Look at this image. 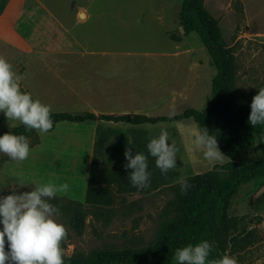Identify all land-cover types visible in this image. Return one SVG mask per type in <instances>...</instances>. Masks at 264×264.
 <instances>
[{
    "label": "rangeland",
    "instance_id": "rangeland-1",
    "mask_svg": "<svg viewBox=\"0 0 264 264\" xmlns=\"http://www.w3.org/2000/svg\"><path fill=\"white\" fill-rule=\"evenodd\" d=\"M46 1L60 11L72 5L138 6L146 8L147 11H151L155 6L162 7L165 10V20L162 24L151 20L152 13H146L150 21L130 22L117 28L111 22L91 19L85 28L79 27L75 30L83 38L92 40V48L120 49L137 54L133 58L138 70L148 69L154 64H163L157 61L159 57H147L144 56L145 53L189 49L185 55L168 61L169 66H166V79L170 82L181 80L185 89L181 90L184 98L178 104L168 102L171 93L169 95L166 92L167 87L160 86L145 89L138 87L130 97V100L135 102L130 104L120 100L118 104L112 101L87 104L80 98L75 99L76 94L64 84L66 75H69L66 64L54 61L53 58L39 62L34 56H29L24 62L14 52L0 47V56L13 65L14 71L21 78V87L49 104L52 111L175 115L188 107L203 109L207 105L216 67L208 50L201 43L200 36L192 32L185 36L183 42L173 43L172 38L166 34L168 24L175 29L174 6L180 8L183 0ZM244 1L206 0L205 3L210 13L221 19L220 26L227 44H236V73L230 89L233 98L240 95L252 97L258 91L257 88L264 86V0ZM177 30L181 28L175 31ZM180 32L184 33L182 30ZM113 56L115 55L106 58L111 59ZM100 62V65H105ZM120 67L128 70L131 64L127 66L123 63ZM127 91L121 96H125ZM107 96L110 97L111 94ZM114 96L121 97L120 93ZM19 124V121H8L3 113H0V131ZM161 129L168 131L170 141L177 148V167L169 170L166 175L161 174L155 166V158L149 156L150 187L138 189L130 183L128 174L131 169L125 168V150L134 146V151L147 155L148 140ZM198 131L197 123L191 118L182 122L157 124L116 123L105 120L61 121L54 129L45 133L37 131L38 143L28 138L31 151L27 160L13 161L6 154L0 153V188H3L0 189V195H7L12 190H30L34 187L33 182L37 180L67 182L68 191L57 194L50 201L59 208L57 219L67 230V237L61 244L64 257L88 256L109 248L147 245L161 234V212L167 201L173 197L169 187L190 175L203 173L212 169L215 164L230 160L229 155L221 150L225 155L222 161L209 162L204 159L195 143ZM261 156L260 144L255 138L249 149L238 154L236 162L245 165ZM213 202V199L206 202L204 231L199 239H207L213 244L209 259L223 255L216 239V230L221 222V208L219 203L213 205ZM94 206L111 207L114 212L109 216L97 217L88 211L96 212L98 209H92ZM83 211L89 213L84 232L78 234L71 226V219L75 213ZM227 212L233 218L229 230L223 234L225 242L228 243L227 254L235 257L237 264H264V176L242 184L232 197ZM250 233L254 240L245 249H240L236 242L231 240L233 236L242 237ZM5 244L7 246V241ZM147 264L159 263L154 258Z\"/></svg>",
    "mask_w": 264,
    "mask_h": 264
},
{
    "label": "trees",
    "instance_id": "trees-1",
    "mask_svg": "<svg viewBox=\"0 0 264 264\" xmlns=\"http://www.w3.org/2000/svg\"><path fill=\"white\" fill-rule=\"evenodd\" d=\"M178 18L185 32L168 31L169 36L173 40H181L184 35L198 33L201 43L208 50L216 67V74L211 82V94L203 109L188 107L175 115L158 116L143 113L98 115L90 111L85 113L52 111L53 127L50 130L61 121L105 120L141 124L192 118L199 130L207 128L216 136L219 149L226 152L230 160L215 164L212 169L203 173L188 176L185 180L189 187L183 194L180 183L169 187L173 197L167 201L161 212V234L151 243L121 249L98 250L88 256L64 257L65 264H147L154 258L159 264H174L175 249L189 243L195 244L201 238L204 231L205 205L209 199L214 200L213 205L219 203L221 208V222L216 230V239L221 252L225 254L228 243L225 242L223 234L229 230L233 219L227 212L230 201L242 184L258 176H264V125L252 127L248 123L253 96L240 95L233 98L230 91L236 73V44L232 46L227 44L220 20L206 8L205 0H183ZM8 131L24 134L32 138L34 143L39 141L37 130L26 131L22 124L0 131V135ZM255 138L260 144L261 158L239 165L236 162L238 154L249 149ZM92 209H98L96 212L88 210L97 217L109 216L114 212L111 207L94 206ZM88 211L77 212L71 219V226L78 234L84 232ZM231 240L233 243L236 242L240 249H245L254 239L250 233L242 237L233 236ZM5 249L7 250L6 244Z\"/></svg>",
    "mask_w": 264,
    "mask_h": 264
},
{
    "label": "clouds",
    "instance_id": "clouds-1",
    "mask_svg": "<svg viewBox=\"0 0 264 264\" xmlns=\"http://www.w3.org/2000/svg\"><path fill=\"white\" fill-rule=\"evenodd\" d=\"M20 79L13 65L0 56V113L8 121H19L26 131H49L53 127L51 106L24 90ZM257 89L248 116L252 127L264 125V86ZM195 143L207 161L223 160L225 155L218 147L217 138L207 128L197 132ZM146 148L147 155L134 151V146L128 147L124 153L125 168L131 169L128 174L130 183L141 190L150 187L149 156L155 158V166L161 174L166 175L177 167V148L166 129L153 135ZM30 151L29 139L24 134L8 131L0 135V153L11 160L25 161ZM33 183L30 190H12L7 195H0V264H65L61 244L67 237V230L57 219L59 208L50 201L57 194L66 193L69 185L52 179ZM188 187L187 180L180 182L182 194ZM212 250L213 244L207 239L178 247L174 252V264H237L235 257L227 253L209 259Z\"/></svg>",
    "mask_w": 264,
    "mask_h": 264
},
{
    "label": "crops",
    "instance_id": "crops-1",
    "mask_svg": "<svg viewBox=\"0 0 264 264\" xmlns=\"http://www.w3.org/2000/svg\"><path fill=\"white\" fill-rule=\"evenodd\" d=\"M174 7L176 8L174 13L176 27L172 29L168 24L167 35H169L168 31L180 29L178 14L181 6L180 8L177 5ZM244 8L247 14L245 1ZM151 9V11H147L146 8L138 6L72 5L62 8L60 11L53 8L46 0H0V47H6L24 62L29 56H34L39 62L53 58L54 61L66 64L69 75H66L65 83L64 79L62 82L76 94L75 99L80 98L87 104H103L104 101L118 104V100L130 104L135 102L130 100L133 91L138 87L145 89L151 86L167 87L166 92L169 95L171 93L168 96V102L178 104L184 98L182 93L185 89L181 80L170 82L166 79V66H169L168 61L185 55L189 49L145 53L144 56L147 57H159L157 61L163 62V64H154L148 69L138 70L136 60L133 58L137 54L124 52L120 49L92 48L94 46L92 40L83 38L75 31L79 27L85 28L91 19H97L104 23L111 22L117 28L130 22L150 21V18L145 15L146 13H152L151 20L162 24L165 20L163 14L165 10L160 6ZM184 38L185 35L181 40L170 39L173 43H178L183 42ZM109 55L115 56L111 59L106 58ZM100 61L105 65H100ZM108 61L111 63H106ZM123 63L127 66L131 64V68L123 70L124 68L120 67ZM156 67L160 69H156ZM53 72L56 73V71ZM80 85L82 87H79ZM124 91H127L126 95L121 96ZM113 93L118 95L120 93L121 97H116ZM174 93L175 95H173ZM107 94H111V96L108 97ZM166 101L167 99L164 100V102ZM92 112L98 114L95 111ZM100 114L106 113L101 112ZM120 114L126 113L121 112L116 115ZM184 120L186 119L173 122ZM87 121L96 122L98 120ZM160 122L167 121H158L152 124Z\"/></svg>",
    "mask_w": 264,
    "mask_h": 264
},
{
    "label": "water",
    "instance_id": "water-1",
    "mask_svg": "<svg viewBox=\"0 0 264 264\" xmlns=\"http://www.w3.org/2000/svg\"><path fill=\"white\" fill-rule=\"evenodd\" d=\"M180 28H181L182 32H185V30H184V28H183V27H180Z\"/></svg>",
    "mask_w": 264,
    "mask_h": 264
}]
</instances>
